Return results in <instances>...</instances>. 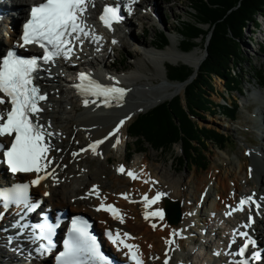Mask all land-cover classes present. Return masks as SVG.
I'll list each match as a JSON object with an SVG mask.
<instances>
[{"label": "bare ground", "instance_id": "bare-ground-1", "mask_svg": "<svg viewBox=\"0 0 264 264\" xmlns=\"http://www.w3.org/2000/svg\"><path fill=\"white\" fill-rule=\"evenodd\" d=\"M136 1H138V8L143 3L146 5V2H148L150 5L152 4V6L149 5L148 7H150V11L156 17H160L162 14L163 10L157 0ZM40 2L41 0H14L12 6L14 9H18V13L25 19L27 5L32 6ZM7 7L9 6L7 5ZM89 8L93 15L97 13L98 9L96 5ZM136 13H134L135 16ZM149 14L148 12L146 16H149ZM133 16L127 19V21L120 20L116 24L114 32L109 30V33L103 32V35L94 34L96 37H102V40H96L91 37L92 47L88 48L92 51L97 42L105 48L107 54L103 57L102 64V75L106 81L105 86H115L125 89V95L121 101L117 102L113 100L111 101L112 106L108 107L104 105L103 97L87 96L90 103L85 106V96L80 94L75 87L71 88L72 83L67 82L64 79L65 77L60 74L54 75L49 81L40 83L43 91L47 92L49 96L46 104L47 107H45L44 112L41 114V123H44L46 126L50 123L51 127L48 128V131L56 133L51 138L54 150L49 153V157L53 163L49 166L48 171L55 167L57 169L54 176L44 179L41 185L34 189L33 193L38 198L44 199V206L48 210L68 208L72 212H88L98 222L101 221L98 225L99 229L104 228V225H108L109 228L118 232L128 233L131 237L130 240L139 245L140 255L146 261V264H163L166 259V253L167 258H169V264H189L199 248L198 241L202 238L201 233L207 232L210 223L213 222L212 214L215 213L214 219L219 218L220 225L225 227L222 230L224 237H220L219 230L214 233L217 248L214 251L209 250L210 254L207 255V258L211 261V254L220 253L225 264H233L237 260L234 254L235 247L243 242L238 232L249 233V238L256 241V245L254 247L251 246L252 248H264V148L252 151L253 163L251 167L246 160H240V171H234L233 174L235 175H232V177L238 178L236 183L233 184L235 190L240 181L243 182V189L237 191V193H232L230 195L232 200V202L230 201L231 205L224 204L222 210L219 208V205H213L210 208L209 201L212 197V191H203L204 187H200L201 185L197 186V189L192 194L187 189L189 183L186 184L187 187L185 188L181 178L172 176V179H167L165 178L167 176L163 177L158 173L155 176L152 175L146 164L147 156L139 163V167L136 165L132 168H124V164H120L116 167L118 169H116L111 179L103 181L99 178V173L102 171L101 168L104 167V163L98 158L106 156L105 158L109 160L108 155L111 149L116 148L118 150V146L127 138L130 122L140 113L144 112V110L146 111V109L153 107L159 102L172 99L178 93L185 90L187 85L181 84V82L170 81L161 69V66H166V62L168 61L185 62L196 71H199L206 59L205 53L197 51L183 52L179 50L176 47L177 42L175 39H172L173 44L168 46L167 50H152L151 48L155 47L153 42L141 44L134 38V33L135 27L137 25L140 27L144 26V22L142 20H138V22L132 21ZM18 25L19 19L14 21L13 26H8L5 47L10 48L18 45L16 38L18 37ZM116 29L119 32H115ZM0 31V33H3L2 29ZM20 32L21 29H19ZM142 32L145 33V28ZM113 41H116V45L118 46L135 47L137 56L145 55V61L155 64L162 84L154 86V78L142 75V73L146 74L149 69L145 67V62L141 58L138 59L137 64L142 73L132 72L124 76H118L113 74L111 70H108L106 62L112 59L114 52L112 54L111 52L115 50V47L112 46ZM110 50L112 51L109 52ZM143 50L145 53L142 52ZM4 51L0 42V53ZM97 55L98 53L94 52L90 56L97 58ZM84 69L89 74L98 71L94 64L86 65ZM63 83L64 86L61 87L60 85ZM52 84H56L55 88L58 89L55 90ZM255 94L259 95L260 93ZM126 99L127 101H125ZM92 100H96V103H91ZM258 116H261L262 121L257 123V128H260L262 131V128L264 129V112H261L260 115L258 113ZM121 120L124 121V124L120 126L119 132H115ZM114 132L115 135H111ZM262 134L264 135V131H262ZM262 138L264 141V136ZM98 140H103L104 143L96 150V153H93L91 150L85 154H80L81 148ZM117 140H119V143H117ZM84 141L86 143L89 142L81 145V142ZM73 153H78V155L74 156ZM96 159L98 161L95 163ZM121 167H123L124 172L120 171ZM129 171L135 173L138 178L132 179L127 175ZM0 174L8 180H13L1 169ZM250 174L253 179L252 182ZM109 181H112V183ZM76 182H78L77 185ZM118 183L120 185L122 183H134L132 186L135 188L134 190L129 188L128 192L119 191L122 185L119 186ZM157 192L164 193V196L157 204L145 208L143 196L146 193H150L149 199H151ZM125 195L127 199L124 198ZM248 197L260 200L261 206L257 208L248 203V206H244V211H235L230 216L225 215L230 210V207L235 208L238 205L240 199ZM164 199L172 202V204H180L184 214L180 225H172L168 221L166 209L163 205ZM102 201L104 204H112L113 202L122 208L123 223L118 220L114 222L108 215L95 211V207L100 206ZM156 209H163V220L159 218L155 219L152 216L145 219L146 212L151 213ZM198 214L199 217H202L203 223H196ZM249 217L252 218L251 221ZM153 224L156 225L155 228H153ZM249 224L250 227H244V225ZM3 228L5 226L0 222V229ZM173 232H177L180 235L173 236ZM3 236L4 232L0 231V240L2 242L4 240L8 241ZM233 239L236 240L235 244H232ZM169 240H173L174 243H167L166 241ZM0 253H2L0 264H25V262L28 264H45L49 260L45 257L42 258L34 255V263H30L21 258L22 252L18 249L9 251L4 246L0 248Z\"/></svg>", "mask_w": 264, "mask_h": 264}, {"label": "snow or ice", "instance_id": "snow-or-ice-1", "mask_svg": "<svg viewBox=\"0 0 264 264\" xmlns=\"http://www.w3.org/2000/svg\"><path fill=\"white\" fill-rule=\"evenodd\" d=\"M94 7V0H41L30 10V18L23 25L21 43L16 47L25 49L29 46L36 45L43 50L41 56H24L18 54L14 49L7 51L6 54L0 53V159H2L7 169L13 173H34L36 178L30 184L23 183L14 186L11 189L0 190V220L4 214L13 206H22L23 211L33 212L38 203H33L29 197L30 186H38L41 181L48 176H54L55 169L48 171L49 166L53 163L49 153L54 150L52 137L56 135L47 126L41 123V113L44 108L41 102L48 99V93L42 91V85L39 83L44 77L41 72L51 75V66L55 64L57 58L70 60L75 54L77 47H82L84 38L93 37L99 40L89 29L86 15L89 7ZM101 22L112 29L113 22H119L122 19L120 10L117 7H105L100 15ZM116 43V41H113ZM49 66V67H45ZM80 83L74 87L85 96L84 104L87 106L90 101L87 96L103 97L105 106H112L111 101H121L125 95V89L115 86H104L91 78L87 73H79ZM91 103H96L92 100ZM10 106V107H9ZM124 121H120L115 132H119L120 126ZM115 132L111 135H115ZM10 138V143H5L4 138ZM104 143L98 140L89 145L93 153H96L97 147ZM119 143V140H117ZM88 149H82L87 151ZM78 155V153H73ZM124 172L123 167L120 169ZM43 173V175L41 174ZM132 179H137V175L131 171L127 173ZM47 195V193H45ZM164 193L157 192L154 197L149 199L147 195L143 197L145 208L157 204ZM127 199V196H124ZM255 203L251 197L240 199L235 208H231L225 215H232L235 211H244V206L248 203ZM110 212L114 218L123 223V216L120 210L114 205H105L101 202L97 211ZM149 216L164 219L163 209H156L151 213H145V219ZM21 219L23 217L21 216ZM251 221L252 218L249 217ZM12 227L28 228V224L21 225L19 221L15 222ZM34 233L38 230L39 235H33V241L44 240L36 249L41 255L51 253L54 248L53 237L59 227L58 223H37L31 225ZM156 225L153 224V228ZM244 227H250L244 225ZM90 225L86 220L73 219L71 227L68 229L67 238L63 240V250L55 256V264H112L108 257L101 251V246L97 238L89 231ZM7 229H0L6 231ZM110 241L118 248L121 246L128 249V255L134 264H144L140 258L139 246L127 243L131 239L128 233L123 236L117 231L113 234L107 233ZM180 235L173 232V236ZM235 235V234H234ZM243 239V244L239 246V251L235 255L246 257L250 246H255L256 241L248 237L247 232H238ZM169 244L173 240L166 241ZM236 240H232L235 244ZM231 246V245H230ZM229 246V247H230ZM220 253H217L219 255ZM231 255V253H229ZM163 264H169L167 253ZM253 260H260L261 254L251 253ZM233 264H249V259L244 258L234 261Z\"/></svg>", "mask_w": 264, "mask_h": 264}, {"label": "rangeland", "instance_id": "rangeland-1", "mask_svg": "<svg viewBox=\"0 0 264 264\" xmlns=\"http://www.w3.org/2000/svg\"><path fill=\"white\" fill-rule=\"evenodd\" d=\"M13 2L14 0H9ZM166 1V3H165ZM157 0L160 4L162 14L160 17H156L152 11H150V4L146 2L138 8L136 11V16L134 15L131 19L132 21L138 22V20H142L144 22V26L135 27L134 38L136 41L140 42L141 44L146 43H156L158 39L159 32H164L169 35V41L171 46L172 39H175L177 42V48L181 50L182 48V40L183 36L181 35V31L183 29V23L187 21H193L197 19L195 15L193 6V0ZM10 3V2H9ZM28 6L26 10L28 11ZM152 6V4L150 5ZM26 11V12H27ZM150 13L149 16H146L147 13ZM205 30L208 29V26H203ZM145 28V33L142 31ZM146 35V36H145ZM1 39V35H0ZM196 44L198 47L193 50L205 53V47L207 46V40L197 39ZM129 45V44H128ZM154 46L156 45L153 44ZM112 46L115 47V50H110L112 54V59L106 62V68L111 70L113 74L118 76H124L126 74H130L132 72H141L137 61L139 58L144 60L145 67L149 70L146 74L142 73V75H148L151 78H154V86H160L162 84L161 77L159 72L152 62L145 61V55H138L136 54V48L133 46H118L116 43H112ZM169 47H167L168 49ZM152 50H156V47H152ZM166 49V50H167ZM241 49L244 55L242 59V63L240 64V81L242 82V88L244 91L243 98L239 96L238 93H234L231 97L228 96L226 93L225 82L222 79L215 78L214 79V88L211 91H207V94L210 96V99L215 102V105L224 103V97L230 100H239L241 104V109L238 114L237 120L232 121L228 116L225 114L224 111H216L215 107L212 108V113L210 112H201L200 116L196 118L197 122L200 126L207 128L208 130L215 131L228 137L229 140L225 143V149L222 151L217 148L214 144L208 143V166L207 168L198 169L196 166H193L191 162H189L185 167L184 165H180L179 158L183 156L181 144H177L173 147V149L169 153L162 152V150H157L147 144L145 147L144 153L135 152V149L129 151L131 159H128V156L125 157L124 146L116 148H112L108 157L109 160L105 157L98 158L104 163V167H102V171L99 173L101 178L100 180H108L113 177L117 166L120 164H124L126 168H132L136 165L139 167V163L144 160V157L147 156V165L152 175L160 174L161 176L172 179L174 176L175 178H181L182 184L186 188L188 184V190L193 194L197 189V186L204 187L203 191L211 192V200L209 201L210 208L213 205H219V208L224 206V204L230 203L232 193H237V191H241L243 189V182H239L236 190L234 187V183L238 180L235 176L232 177L234 171H240L239 164L240 160H246L251 167L252 162V151L254 149H263L264 148V141L261 137L256 134V132L261 133L262 131L260 128H257V123L259 122L256 115L261 112H264V85L261 83L260 73L264 74V16L259 14L258 15V23L253 24L250 29L246 30V33L241 40ZM108 52V53H109ZM145 53V51H142ZM135 55V56H134ZM137 65V66H136ZM179 65H187L185 62H173L168 61L166 62V66H161V69L166 74L167 67L169 66H179ZM192 68V66H189ZM195 74L198 72L194 68ZM137 70V71H136ZM122 73V74H121ZM169 79V78H168ZM185 85V84H184ZM187 85V84H186ZM261 91V92H260ZM249 92V94H248ZM183 92L178 93L176 96L180 95L183 98V103L185 105V98ZM255 93H260L256 95ZM174 96V97H176ZM256 98L258 102H254L253 98ZM173 97V98H174ZM172 98V99H173ZM169 99V100H172ZM127 101V99L125 100ZM168 101V100H167ZM166 102L162 101L158 104L154 105L151 108L144 110L146 113L159 104ZM230 103V102H229ZM139 114V115H140ZM138 115V116H139ZM137 116V117H138ZM135 117L129 124L134 122L137 118ZM257 118H260L259 116ZM131 143H134L133 138H129ZM89 142V141H88ZM87 142V143H88ZM86 141L81 142V145L87 144ZM122 145V144H121ZM94 158V157H93ZM98 159L95 160L98 161ZM138 159V160H137ZM149 161V162H148ZM189 167V168H187ZM219 169H218V168ZM105 170V171H104ZM156 171V172H155ZM160 171V172H159ZM113 173V174H112ZM175 174V175H174ZM169 176V177H168ZM250 180L253 181L252 176L250 174ZM191 180V181H190ZM185 181V182H184ZM189 181V182H188ZM112 183V181H109ZM196 182V183H195ZM78 182H76V185ZM121 186L119 191H127L130 188L134 190V183H118ZM111 185V184H110ZM124 185V187H123ZM126 185V186H125ZM203 185V186H202ZM226 187H225V186ZM118 186V188H119ZM252 186V185H251ZM112 187V186H111ZM126 187V189H125ZM234 187V188H233ZM253 187V186H252ZM146 190V189H145ZM251 191V190H250ZM140 194V192L138 191ZM149 194V193H148ZM226 201H225V200ZM203 201V199H202ZM229 201V202H228ZM163 205L165 208V199L163 200ZM221 206V207H220ZM71 210V209H70ZM211 212H209L210 214ZM89 214V213H87ZM91 215V214H89ZM202 217H199V214L196 217V223L200 224L203 223L201 220ZM98 221V220H97ZM101 222V221H99ZM98 222V225H99ZM180 225V224H179ZM221 237H224V233L221 232ZM202 241V239H200Z\"/></svg>", "mask_w": 264, "mask_h": 264}, {"label": "trees", "instance_id": "trees-1", "mask_svg": "<svg viewBox=\"0 0 264 264\" xmlns=\"http://www.w3.org/2000/svg\"><path fill=\"white\" fill-rule=\"evenodd\" d=\"M192 9L197 19L183 23L181 49L192 52L198 47L196 40L205 38L207 56L185 88V105L182 96L178 95L139 115L130 125L129 133L134 143H129L127 149L128 152L135 149L143 153L149 144L169 153L175 145L181 144L180 165L185 167L191 162L202 169L208 166V143L223 151L229 138L200 126L196 118L201 112L212 113L215 107L232 121L237 120L241 109L238 100L229 101L224 97L226 104L215 105L207 91L214 88V79L219 78L224 80L229 97L232 98L235 92L244 94L240 81V64L244 58L241 40L246 30L258 23V15L264 16V0H193ZM156 43L160 50L167 49L169 35L159 32ZM167 73L170 81L185 82L195 71L187 65H179L167 67ZM260 78L264 85V74L260 73Z\"/></svg>", "mask_w": 264, "mask_h": 264}, {"label": "water", "instance_id": "water-1", "mask_svg": "<svg viewBox=\"0 0 264 264\" xmlns=\"http://www.w3.org/2000/svg\"><path fill=\"white\" fill-rule=\"evenodd\" d=\"M206 56H207V52H206ZM193 78L194 76H192L190 80L183 82L181 84H189ZM166 210H167V216L169 218V221L175 225L179 224L183 217V212L181 210L180 204H172L167 201Z\"/></svg>", "mask_w": 264, "mask_h": 264}]
</instances>
